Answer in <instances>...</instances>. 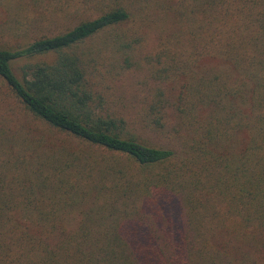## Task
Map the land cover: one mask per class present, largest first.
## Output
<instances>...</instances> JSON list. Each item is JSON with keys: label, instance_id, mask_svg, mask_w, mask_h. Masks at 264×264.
Listing matches in <instances>:
<instances>
[{"label": "trees", "instance_id": "1", "mask_svg": "<svg viewBox=\"0 0 264 264\" xmlns=\"http://www.w3.org/2000/svg\"><path fill=\"white\" fill-rule=\"evenodd\" d=\"M88 2L96 15L70 30L0 48V264H264V0H80L74 14ZM100 33L123 70L170 85L146 125L164 130L172 109L179 151L97 112L98 62L77 49ZM17 114L27 129L9 127Z\"/></svg>", "mask_w": 264, "mask_h": 264}, {"label": "rangeland", "instance_id": "2", "mask_svg": "<svg viewBox=\"0 0 264 264\" xmlns=\"http://www.w3.org/2000/svg\"><path fill=\"white\" fill-rule=\"evenodd\" d=\"M79 2L80 0H0V48L20 49L41 37H52L70 30L80 18L96 15L84 13L97 11L89 2L86 3L85 11L80 10L74 14ZM67 5H71V8L67 9ZM109 39V33H100L77 49L86 59L87 56L94 57L98 62L96 75L89 78L90 84H94L92 90L96 97L97 112L124 120L123 128L143 143L166 147L173 145L179 151V138L172 131L177 123L172 109L166 110L169 125L164 130L153 131L146 125L147 112L156 89L160 88L170 98V85L153 82L145 71L123 70L119 57L115 59L113 44ZM106 43L111 44L109 48ZM155 44L154 35H148L136 54L142 57L151 52ZM43 59L49 61L50 57L39 58ZM23 64V61L14 63L13 69L17 75ZM10 105L11 100H2L0 94V115ZM14 112L16 111L12 114ZM13 123L10 128H28L27 121L21 114L15 115Z\"/></svg>", "mask_w": 264, "mask_h": 264}]
</instances>
